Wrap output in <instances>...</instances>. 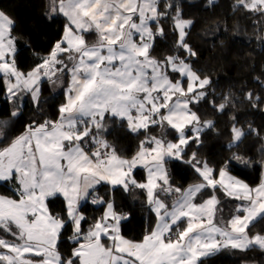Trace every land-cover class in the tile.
Instances as JSON below:
<instances>
[{"label":"snow or ice","instance_id":"6c2138e0","mask_svg":"<svg viewBox=\"0 0 264 264\" xmlns=\"http://www.w3.org/2000/svg\"><path fill=\"white\" fill-rule=\"evenodd\" d=\"M242 4L249 11L264 13V0H242ZM52 10L68 20L63 40L28 73L15 63L14 21L0 12V73L9 100L27 93L38 104L42 78L53 83L58 73L70 78L57 119L33 122L0 148V181L16 183L19 197L0 196V250H6L0 251V264H202V257L221 247L243 250L257 245L264 249V236L246 234L252 221L264 218V180L253 189L224 168L217 177L204 164L195 169L201 183L187 190L169 183L167 159L183 158L190 139L185 127L199 123L192 106L206 97V91L198 89H206L210 81L179 56L160 61L150 54L155 35L152 22L158 23L166 14L158 11V0H53ZM188 23L176 21L178 45L195 56L184 42ZM89 31L97 36L93 45L83 35ZM157 32L163 34L162 28ZM213 107L223 111L224 104L213 102ZM109 117L126 123L134 133L144 131L145 139L131 159L120 157L102 138ZM164 125L179 134L178 142L148 134L151 126ZM206 126L213 125L209 121ZM194 131L198 139L201 129ZM233 131L239 140L242 131ZM138 166L147 169L144 183L133 175ZM101 182L122 186L125 191L146 190L157 221L141 241L125 239L120 232L125 217L115 211L112 202L92 194L90 190ZM217 187L236 200L247 201L236 208L244 214L234 216L223 228L214 222L218 204L214 195L203 203L195 202L203 190ZM157 189L169 196L180 195L169 206ZM57 193L67 201L76 245L66 258L57 248L65 221L51 215L45 204L47 197ZM89 197L92 203L106 207L85 232V217L78 205ZM25 254L41 259L34 261Z\"/></svg>","mask_w":264,"mask_h":264},{"label":"trees","instance_id":"16d2710c","mask_svg":"<svg viewBox=\"0 0 264 264\" xmlns=\"http://www.w3.org/2000/svg\"><path fill=\"white\" fill-rule=\"evenodd\" d=\"M51 4V0H0V12L14 21L11 33L16 48L14 59L23 73L32 71L48 57L54 45L63 40L68 21L59 13L49 15ZM158 11L166 14L159 17L158 23L152 22L155 35L150 54L160 61L169 56H179L201 78L210 81L204 89L206 97L192 106L199 117L201 131L198 139L195 137L189 141L182 159H167L165 168L169 183L182 190L201 183L202 178L195 169L206 164L215 170L216 175L224 168L248 186L258 187L264 178V42L259 40L264 27V13L249 11L242 0H181L177 3L159 0ZM177 20L191 23L185 32L184 42L195 56L179 47ZM157 28H162L163 34L157 32ZM94 35L86 33V39L92 42ZM50 82L47 78L42 80L38 104H34L27 93L12 101L8 99L3 74H0V126L5 132L0 143L2 147L23 134L33 122L39 124L57 119L70 81L66 78L56 90L52 89ZM213 102L217 106L224 104L223 111L214 108ZM14 111L16 116H12ZM209 121L212 127L206 126ZM233 128L243 132L237 143H233ZM148 134L165 142L178 140L177 132L165 125L151 126ZM187 134L191 137V131ZM102 138L113 146L118 155L132 156L136 153L125 152L138 150L145 133L143 130L134 133L126 123L110 117L105 121ZM193 154L195 159H192ZM133 175L138 182L146 181V172L142 168L136 169ZM16 188L11 181L0 183V195L18 199ZM156 191L169 206L180 195L173 193L169 196L159 189ZM92 194L112 202L115 211L126 216L121 222L120 232L130 241H141L156 224L157 218L147 202L146 190L132 188L125 191L122 186L101 184L92 190ZM214 194L218 199L216 223L225 227L234 216L244 214L237 212L236 208L240 204L247 205V201L226 196L219 188L205 189L195 201L202 203ZM47 205L51 215L65 221L57 248L66 258L76 246L67 217V203L57 195L49 198ZM105 207L102 203H92L91 197L78 207V212L85 217L82 222L85 232L103 215ZM246 234L249 237L264 236V218L254 221L246 229ZM201 260L202 264H264V249L225 248Z\"/></svg>","mask_w":264,"mask_h":264},{"label":"rangeland","instance_id":"374dc122","mask_svg":"<svg viewBox=\"0 0 264 264\" xmlns=\"http://www.w3.org/2000/svg\"><path fill=\"white\" fill-rule=\"evenodd\" d=\"M175 0H171V2L173 3ZM51 2L53 3V0H51ZM158 2H159V0H158ZM246 2L247 3H251V0H246ZM53 4H51V6H50V12H49V15H55L56 14V12H54L53 10ZM178 29V28H177ZM178 31H180V29H178ZM92 31H89V33H91ZM96 41H97V38L95 39ZM259 40L261 41V42H264V27H263V31H262V33H261V35L259 36ZM96 41H95V43H96ZM94 43V44H95ZM90 45H93V43H91ZM15 46V45H14ZM16 49V48H15ZM187 62V61H186ZM173 75V78L174 79H176V78H179V77H177V75L176 74H172ZM57 76L59 77V79H57L56 77H53L52 79L53 80H55L56 82L55 83H53L52 81L50 82L51 83V86H52V89H54V90H56V89H58V87L60 86V85H62L65 81H66V78H69V76L67 75V74H57ZM44 78H42L41 79V81H40V84H39V87L41 88V83H42V80H43ZM181 80H182V82H183V85H184V87H186L187 86V82L185 81V80H183V78H180ZM69 81H70V78H69ZM199 90V89H198ZM200 91H205V90H200ZM108 119H110V117L109 118H107V120ZM165 127L168 129V128H170L169 126H167V125H165ZM196 128H200L199 127V124L198 123H193V124H189V125H187L186 127H185V136H187V137H189V135L187 134L189 131H191V137H189L190 139H189V141L191 140V139H193V138H195L196 137V132L194 131V129H196ZM235 129H237V128H235ZM238 130H240V129H238ZM241 131V130H240ZM243 133V132H242ZM177 135L179 136V134L177 133ZM4 137H5V132H4V130H3V127L2 126H0V143L2 142V140L4 139ZM243 137V135L240 137V139L239 140H237V139H235V134H234V140H233V143H237V142H239L240 140H241V138ZM168 142H178V140L177 141H168ZM109 145H110V143L109 142H107ZM2 146L0 145V148H1ZM113 147V146H112ZM137 151L138 150H134V151H132V152H125V153H137ZM135 154H133L132 156H120V157H123V158H128V159H131L133 156H134ZM137 168H139V167H137ZM136 168V169H137ZM136 169H134V171L136 170ZM134 171H133V173H134ZM145 171H146V175H147V169L145 168ZM4 182H6V181H0V183H4ZM102 183V182H101ZM15 185H16V187L18 186L16 183H15ZM57 195H60V196H62L63 198H64V196L62 195V194H59V193H57L56 195H54V196H50V197H47L46 199H45V204H46V206H47V200L49 199V198H52V197H55V196H57ZM0 196H3V195H0ZM4 197H6V196H4ZM65 199V198H64ZM66 201V200H65ZM84 201V200H83ZM82 200L79 202V205L81 204V202H83ZM66 203H67V201H66ZM84 204V203H83ZM78 205V206H79ZM0 251H4V252H6V250H0ZM28 258H30V259H32V260H34V261H38L33 255H31V254H25Z\"/></svg>","mask_w":264,"mask_h":264},{"label":"crops","instance_id":"0c3cea01","mask_svg":"<svg viewBox=\"0 0 264 264\" xmlns=\"http://www.w3.org/2000/svg\"><path fill=\"white\" fill-rule=\"evenodd\" d=\"M178 1H181V0H175L174 2H178ZM56 13H59V12H56ZM59 14H61V15H63L62 13H59ZM65 17V16H64ZM66 18V17H65ZM67 19V18H66ZM68 21V20H67ZM185 22H188V21H185ZM190 25H191V23H188L187 24V26L184 28V31L186 32V30L190 27ZM87 34L89 33V32H86ZM86 33H83V35H84V37H85V40H86V42H87V44L88 45H90L91 43H95V39L97 38V36L96 35H94L95 36V38H94V41H92V42H90V41H88L87 39H86ZM91 33H94V32H91ZM153 41V40H152ZM0 74H2V73H0ZM45 79V78H44ZM189 143V142H188ZM185 149V148H184ZM203 166V165H202ZM139 168H142V169H144L145 170V168L144 167H142V166H138ZM209 167V166H208ZM138 169V168H137ZM146 172V171H145ZM228 173V175L229 176H231V177H233L235 180H239L238 178H236L235 176H233L232 174H230L229 172H227ZM217 177H218V175H217ZM146 179H147V175H146ZM263 180H264V178H263ZM239 181H241V180H239ZM146 182V181H145ZM242 183H244L243 181H241ZM101 184H107V183H104V182H102V183H100V184H97V185H95V187H94V189L96 188V187H98V186H100ZM246 184V183H245ZM194 185H196V184H194ZM194 185H192V186H194ZM111 187H112V185H110ZM192 186H190V187H192ZM250 187V186H249ZM189 188V187H188ZM187 188V189H188ZM219 188V190H221L222 192H224L225 193V191L222 189V188H220V187H217V189ZM250 188H252V187H250ZM94 189H91L90 191L92 192V190H94ZM186 189V190H187ZM216 189V190H217ZM254 189V188H253ZM204 191V190H203ZM226 194V193H225ZM213 196V195H212ZM214 196H215V194H214ZM226 196H228L227 194H226ZM216 197V196H215ZM230 197V196H229ZM232 198V197H231ZM216 199H217V197H216ZM89 200V198L88 199H85L83 202H81V204L79 205V206H81L83 203H85L86 201H88ZM218 200V199H217ZM196 202V201H195ZM197 203V202H196ZM203 203V202H202ZM199 204V203H198ZM218 205V204H217ZM78 206V207H79ZM47 207H48V205H47ZM216 208H217V206H216ZM115 209V208H114ZM48 210H49V208H48ZM49 213H50V211H49ZM51 214V213H50ZM215 215H216V213H215ZM124 217H126V216H124ZM259 217H257V219H258ZM256 219V220H257ZM125 220V218L124 219H122V221L121 222H123ZM256 220H254V221H256ZM254 221H252L250 224H249V226L254 222ZM214 222L216 223V221H215V219H214ZM218 226H220V227H224V225H220L219 223H216ZM248 226V227H249ZM61 232H62V229H61ZM126 239V238H125ZM128 240V239H127ZM107 243H111L110 241H106ZM252 247H258L259 248V246H257V245H250L247 249H250V248H252ZM226 248H232L231 246H229V247H226ZM222 249H225V247H221L220 248V250H222ZM235 249H239V248H235ZM247 249H243V250H247ZM219 250V251H220ZM239 250H242V249H239ZM218 251H215V252H213L211 255H209V256H206V257H202L201 259H203V258H207V257H210V256H212V255H214L215 253H217ZM35 257V256H34ZM38 261L41 259V257H35Z\"/></svg>","mask_w":264,"mask_h":264}]
</instances>
